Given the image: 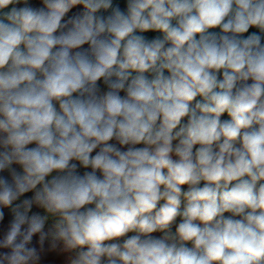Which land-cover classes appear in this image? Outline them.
<instances>
[{
  "label": "clouds",
  "instance_id": "clouds-1",
  "mask_svg": "<svg viewBox=\"0 0 264 264\" xmlns=\"http://www.w3.org/2000/svg\"><path fill=\"white\" fill-rule=\"evenodd\" d=\"M0 223V264H264V0H0Z\"/></svg>",
  "mask_w": 264,
  "mask_h": 264
},
{
  "label": "crops",
  "instance_id": "crops-1",
  "mask_svg": "<svg viewBox=\"0 0 264 264\" xmlns=\"http://www.w3.org/2000/svg\"><path fill=\"white\" fill-rule=\"evenodd\" d=\"M149 35H155V34H149ZM226 118H227L226 115L224 117H222V119H226ZM5 230H6V225L3 223H0V233H2ZM49 259L52 260L53 262H55L56 258L53 256V257H49Z\"/></svg>",
  "mask_w": 264,
  "mask_h": 264
}]
</instances>
